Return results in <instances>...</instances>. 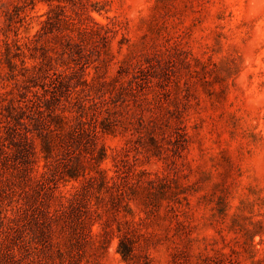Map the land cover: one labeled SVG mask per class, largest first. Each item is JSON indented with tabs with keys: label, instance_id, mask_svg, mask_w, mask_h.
I'll list each match as a JSON object with an SVG mask.
<instances>
[{
	"label": "rangeland",
	"instance_id": "1",
	"mask_svg": "<svg viewBox=\"0 0 264 264\" xmlns=\"http://www.w3.org/2000/svg\"><path fill=\"white\" fill-rule=\"evenodd\" d=\"M0 264H264V0H0Z\"/></svg>",
	"mask_w": 264,
	"mask_h": 264
},
{
	"label": "trees",
	"instance_id": "2",
	"mask_svg": "<svg viewBox=\"0 0 264 264\" xmlns=\"http://www.w3.org/2000/svg\"><path fill=\"white\" fill-rule=\"evenodd\" d=\"M70 70H71V69H69V70H62V71H60V72H62V75H67V72H70ZM61 86H62V87L64 86V82L61 84ZM48 105H49V104L46 105V108H47ZM38 112H40V111H38ZM56 119H60V117L57 116ZM75 129H76V128H75L74 126H72V127H71V132H72V133L75 132ZM80 131H81L80 134L85 135L86 131H88V130L85 129V128H83V127H81ZM76 132H78V131H76ZM76 132H75V133H76ZM93 133H94V136L97 135L98 131H97V128H96V127L93 129ZM41 148H42V152H44V154L46 155V154L48 153V150L50 149V143H49V141H48L47 139H43V138H41ZM68 176H69L70 178H75V177H76V175H74V174L72 173V171H70V172L68 173ZM122 256H124V255H122Z\"/></svg>",
	"mask_w": 264,
	"mask_h": 264
}]
</instances>
